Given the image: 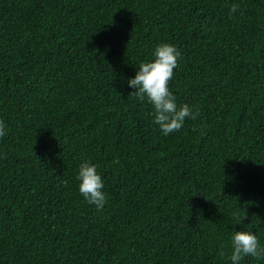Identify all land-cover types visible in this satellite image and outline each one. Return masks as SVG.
Segmentation results:
<instances>
[{
	"label": "trees",
	"instance_id": "16d2710c",
	"mask_svg": "<svg viewBox=\"0 0 264 264\" xmlns=\"http://www.w3.org/2000/svg\"><path fill=\"white\" fill-rule=\"evenodd\" d=\"M165 42L199 113L167 136L127 86ZM0 119V264H230L241 230L264 246V0H0Z\"/></svg>",
	"mask_w": 264,
	"mask_h": 264
},
{
	"label": "clouds",
	"instance_id": "9594fccd",
	"mask_svg": "<svg viewBox=\"0 0 264 264\" xmlns=\"http://www.w3.org/2000/svg\"><path fill=\"white\" fill-rule=\"evenodd\" d=\"M237 10L236 4L229 8L230 14L236 13ZM181 58L182 53L174 44L160 43L154 48L152 58L140 63L135 75L127 80V86L134 90L131 94L139 102L151 105L153 123L158 126L163 136L178 132L186 119H196L199 114L188 104L178 106L176 97L169 88V81L173 78L174 69L178 67ZM7 134L8 127L5 121L0 119V138ZM76 180L81 197L97 210H102L107 202V195L97 165L90 160L82 161ZM244 218L245 214L236 217V224H240ZM230 243L231 254L227 256L230 264H241L246 257H264V246L252 231H234Z\"/></svg>",
	"mask_w": 264,
	"mask_h": 264
}]
</instances>
